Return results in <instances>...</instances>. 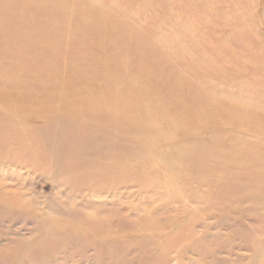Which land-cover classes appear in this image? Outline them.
Returning <instances> with one entry per match:
<instances>
[{
	"label": "rangeland",
	"instance_id": "1",
	"mask_svg": "<svg viewBox=\"0 0 264 264\" xmlns=\"http://www.w3.org/2000/svg\"><path fill=\"white\" fill-rule=\"evenodd\" d=\"M81 4L145 36V63L158 69L150 83L189 86L206 117L249 133H238L245 144L235 153L254 160L220 177L212 159L173 150L153 159L164 147L107 121L0 114V264H36L33 256L54 248L65 264H264V0ZM215 132L189 140L230 145ZM97 184L119 188L111 195ZM40 216L69 224L47 227ZM102 230L109 240L93 242Z\"/></svg>",
	"mask_w": 264,
	"mask_h": 264
},
{
	"label": "bare ground",
	"instance_id": "2",
	"mask_svg": "<svg viewBox=\"0 0 264 264\" xmlns=\"http://www.w3.org/2000/svg\"><path fill=\"white\" fill-rule=\"evenodd\" d=\"M109 40L110 47L105 49ZM147 44L148 39L127 24L112 15L95 13L81 0H0V114L27 123L70 116L78 121H107L152 148L164 147L165 152H154L153 159L170 150L187 160L212 159L220 177L238 166L249 168L248 162L254 160L250 151H241V157L235 153L239 144H245L238 133H249L220 115L206 117L208 109L189 86L150 83L158 69L153 71L145 63ZM32 79L39 81L34 84ZM211 128L221 131L213 136L223 134L230 145L215 149L207 142L189 140ZM94 187L113 189L111 195H116L119 184ZM101 193L95 190L93 195L101 197ZM40 217L47 227L69 224ZM108 234L102 230L93 242L106 243ZM80 235L63 234L62 238ZM57 251L47 250L31 261L65 264Z\"/></svg>",
	"mask_w": 264,
	"mask_h": 264
}]
</instances>
